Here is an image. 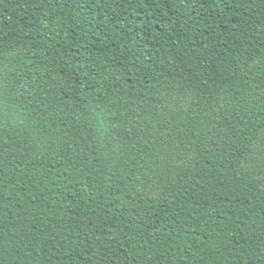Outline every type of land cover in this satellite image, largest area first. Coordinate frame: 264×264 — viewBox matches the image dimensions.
I'll return each instance as SVG.
<instances>
[{"label":"trees","instance_id":"trees-1","mask_svg":"<svg viewBox=\"0 0 264 264\" xmlns=\"http://www.w3.org/2000/svg\"><path fill=\"white\" fill-rule=\"evenodd\" d=\"M0 264H264V0H0Z\"/></svg>","mask_w":264,"mask_h":264}]
</instances>
